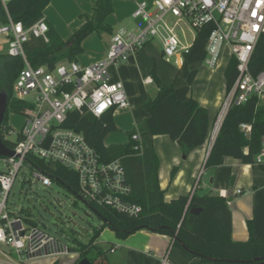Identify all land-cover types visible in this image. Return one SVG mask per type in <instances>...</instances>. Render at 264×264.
I'll use <instances>...</instances> for the list:
<instances>
[{"label":"built area","instance_id":"1","mask_svg":"<svg viewBox=\"0 0 264 264\" xmlns=\"http://www.w3.org/2000/svg\"><path fill=\"white\" fill-rule=\"evenodd\" d=\"M0 2L7 21L0 25V34L7 37L6 54L20 57L24 64L12 85L11 100L31 105L23 113L26 124L19 133L12 132L8 125L1 129L3 142L12 145L8 149L14 156L0 157V264H51L57 256L66 254V249H60L55 237L34 220L9 211L10 192L23 166L34 168L33 176L42 186L52 185L51 178L32 161L28 162V157L46 165L57 164L75 173L80 200L108 207L130 218L140 214V206L128 200L131 187L125 181L120 160L104 163L82 133L62 128L68 112L101 117L111 111L130 110L123 84L110 80L111 65L126 63L130 56L155 40L160 42L166 60L177 54L187 55L192 43L185 45L176 28L186 24L195 41L200 30L211 25L212 30L203 44L206 54L203 64L210 69L218 68L220 56L225 51L237 63L236 81L225 92L216 119L221 115L225 118L231 106H242L252 97H264V68L255 76L249 70L256 44L264 36V0H154L151 7L141 0L131 17L143 24L135 30H120L112 35L103 59L88 66L63 61L52 69L32 67L23 52V45L31 37L48 42L46 20L40 19L25 29L9 16L6 4L10 0ZM170 16L175 19L173 24ZM142 82L145 85L153 83L149 76ZM239 128L246 135L251 132L248 124ZM7 135H16V140H8ZM132 140L137 142L135 150L141 152L139 135L134 134ZM261 144L260 152L253 158L258 167L264 165V137ZM235 194L239 196L241 191L236 190ZM171 240L173 243L174 239ZM168 254L160 264H171ZM50 259L51 263H39Z\"/></svg>","mask_w":264,"mask_h":264},{"label":"trees","instance_id":"2","mask_svg":"<svg viewBox=\"0 0 264 264\" xmlns=\"http://www.w3.org/2000/svg\"><path fill=\"white\" fill-rule=\"evenodd\" d=\"M49 1L10 0L6 4V10L14 22H20L27 29L43 18V11ZM113 3L114 0H95L90 17H85L84 24L66 41L57 36L49 26L46 33L48 42L31 37L23 45L27 62L32 67L46 66L49 69L61 61L76 62L77 56L83 52L82 43L92 33L112 35V28L106 24V20L114 11ZM6 23L5 9L0 2V25ZM211 30L212 26L207 25L198 33L197 39L202 45ZM249 63V70L253 76L264 68V36L259 38ZM23 67L20 57L0 55V87L8 96V108L1 129L7 126L8 113L23 114L31 107L30 104L11 100L12 85ZM150 76L155 82L157 92L154 97L148 98L141 105V111L146 116L129 133L128 141L123 145H104L106 137L116 130L112 111L101 117L80 114L76 111L68 112L66 115L62 128L82 133L88 145L97 151L104 163L120 160L125 181L131 187L128 200L141 208L137 217L130 218L108 207L86 202L93 213L100 218L101 224L93 230L88 243L80 246L77 244L78 248L75 252L79 254L80 260L85 258L91 264H107V252L98 248L95 242L99 239L102 230L108 228L114 232L117 239L121 240L141 230L166 235L171 239L176 237L196 254L185 251L173 242L167 257L171 264H225V260L246 262L253 258L263 260L264 241L252 236L251 226L250 237L246 242L232 241L231 211L228 209L226 199L219 195L197 193L195 185L198 181H195L189 193L179 195L177 199L165 200L164 191L159 186L160 164L154 148L142 144L141 152L135 150L137 142L132 140V136L145 132L152 137L166 135L181 147L183 155L187 156L195 148L209 142L217 115L212 118L194 98L184 101L176 98L175 83L161 82L155 69L150 72ZM223 77L225 89L228 91L237 77L235 58L229 57ZM243 124L251 126V132L247 135L239 128ZM219 129L205 160L204 170L218 167L221 160L227 157L238 160L243 165H254L253 158L260 152L261 140L264 137V103L258 105V98L252 97L242 106H231ZM4 144L8 148L12 147L7 141H4ZM27 160L30 163L32 161L35 167L49 176L53 183H57L79 199L75 173L57 164L46 165L39 160H31V157ZM259 168L264 170V165H260ZM175 171V168L172 169L171 177ZM192 208L200 209L199 213L191 214L189 211ZM113 249L111 248L110 252ZM51 264H57V260Z\"/></svg>","mask_w":264,"mask_h":264},{"label":"crops","instance_id":"3","mask_svg":"<svg viewBox=\"0 0 264 264\" xmlns=\"http://www.w3.org/2000/svg\"><path fill=\"white\" fill-rule=\"evenodd\" d=\"M134 1V6L127 7L125 4L123 5L122 1L114 0V11L108 16V19H112L110 21L106 20V24L112 28V35L120 30H135L138 26H141L138 23L131 24L128 20L129 14L141 2V0ZM94 4L95 0H50L43 11L42 19L46 20L47 25L53 28L57 36L66 41L84 24L85 17H90ZM94 35L98 34L92 33L82 43L83 52L76 58V62L84 66L92 65L105 57L112 36L111 34H105L107 43L104 45V41L101 40L98 43L93 38ZM181 41L185 45H191L185 38ZM150 43L132 55L126 63L110 66V80L123 84L126 97L130 101L131 108L129 111L135 108H132L133 106H137L141 111V105L148 98H152L149 94L157 92L153 80L150 85H145L142 82L145 77H151L150 72L153 69H155L158 79L164 82L159 67L158 71L156 68H150L152 62L151 64L149 62V67L143 69L141 67L140 69L137 65L140 64L142 59L147 61H151V58L154 61L165 59L161 44V50L159 51L150 46ZM205 56V48L201 55L193 57H191V52L187 55L177 54L174 57V63L178 65L177 67L181 72L184 68L189 69L193 64L196 66L203 65ZM182 57H184V60H182ZM171 59H165V61L169 63ZM222 67H224V64L220 61L218 68L211 69L213 74H210L206 81L198 75V71L190 78L189 74L186 78H180L179 76L178 80V76H176V80H173L176 85L175 97L182 101L194 98L214 118L225 99V80L223 74H218ZM169 80L164 83L169 84ZM126 112L112 111L115 127L119 131H127L132 125L130 116L123 114ZM145 116L142 113L139 121L133 118L134 129L144 120ZM138 135L140 143L154 148L158 157L160 164L158 180L160 189L164 191L165 200L177 199L179 195L189 193L193 184L197 181L195 178L199 176L204 166L210 148L209 143L195 148L189 155L184 156L181 147L172 142L166 135L152 137L146 132ZM125 143L114 142L112 144L123 145ZM104 145L109 146L105 140ZM174 168L176 171L171 177V171ZM203 175L199 176L200 180L195 185L196 192L201 195H219L226 199L228 209L231 211L232 241L246 242L250 237V226L252 227V236L259 241H264V170L251 164L243 165L240 161L227 157L221 160L218 167L206 171V180L202 179ZM236 190H240L241 195L237 196L235 194ZM172 244L171 238L166 235L141 230L126 239H118L116 245H112L114 248L112 254H116L118 249L121 250V261L116 264H160V261L170 252ZM54 261L56 259L52 262Z\"/></svg>","mask_w":264,"mask_h":264},{"label":"rangeland","instance_id":"4","mask_svg":"<svg viewBox=\"0 0 264 264\" xmlns=\"http://www.w3.org/2000/svg\"><path fill=\"white\" fill-rule=\"evenodd\" d=\"M125 6H134V0H120ZM149 6L153 4L154 0H145ZM140 2V1H139ZM136 8V7H135ZM135 8L129 14V23H138L139 25L143 24L140 20H134L131 17V14L134 12ZM151 9V8H150ZM112 19V18H111ZM111 19H108L110 21ZM171 24H173L174 20L171 16L169 17ZM127 28V27H126ZM130 29V28H128ZM177 34L181 39L185 38L188 43L191 44V40L194 38V34L192 30L188 28L186 24H181L176 28ZM93 38L99 41H104V45L107 43V37L105 34L103 35H94ZM93 38H91L93 40ZM153 46L156 50L160 49V43L157 40L153 41L149 44ZM202 42L199 39L192 41L191 46V57L201 55V52L204 51L202 47ZM7 51V37L4 34H0V55H6ZM142 54V53H141ZM229 52L225 51L220 56L221 63L224 64V67L228 64ZM131 57V56H130ZM129 57V58H130ZM184 60V57H182ZM175 58H172L169 63L165 61V59H160L159 61H154L151 58V61H147L145 59L140 60V64H137L139 68L142 69L144 67H149V62L152 67L156 68L158 71L160 69L163 81H169L172 83L173 80H177L180 78H186L189 74V78L194 75L198 71V75L203 78L204 81L207 80L208 76L212 73V70L203 65L196 66L195 64L189 69L184 68L180 72L179 68L174 63ZM63 62V61H61ZM159 67V69H158ZM224 67L218 72L219 75L223 74ZM140 68V69H141ZM149 70V69H148ZM148 74V73H147ZM146 74V75H147ZM178 74V75H177ZM169 82V83H170ZM156 92H152L149 94L150 97H153ZM222 101L219 110L223 104ZM264 103V97L258 98V105ZM135 107V108H134ZM131 111H127L123 113L127 116H130V122L132 125L128 128L127 131H119L116 129L113 131L108 137H106L105 142L109 145L112 143H125L128 141L129 133L134 129L133 118L139 121V117L142 116L141 111L137 108V106H133ZM219 110L217 113H219ZM218 116V114H217ZM125 117V116H123ZM226 117V116H225ZM217 118V117H216ZM7 125L12 132L19 133L26 124V119L23 114L17 113H8L7 116ZM126 119V118H125ZM225 119V118H223ZM215 119L212 130L214 127ZM224 121V120H223ZM221 121V125H222ZM212 133V132H211ZM7 139L14 142L16 140V135H7ZM209 143V142H208ZM34 168H28L27 165L23 166L20 170L17 178L15 179L14 186L10 192L9 196V205H10V213L13 215H21L28 216L30 219L34 220V222L47 233L51 234L55 237V239L59 242L61 246V250L66 249V254H60L56 257L57 264H76L80 260L79 254L75 252V249L78 246L88 243L90 240L93 230L97 229L100 224V218L93 213V211L89 208L87 203L82 199H78L76 196L70 194L68 191L64 190L57 183H53L48 188L42 186L39 182H37L33 176ZM207 170L204 168L199 173V176L202 179L206 180L207 176L205 175ZM199 176L196 177L197 181H199ZM197 183V182H196ZM178 197V196H176ZM118 239L113 231L106 228L103 230L99 239L95 242V245L101 250L106 251L107 264H116L120 263V252L118 249L116 254H112L110 249L113 248V244L116 245ZM69 250H73V252H69ZM51 263V259L41 260L39 263Z\"/></svg>","mask_w":264,"mask_h":264},{"label":"water","instance_id":"5","mask_svg":"<svg viewBox=\"0 0 264 264\" xmlns=\"http://www.w3.org/2000/svg\"><path fill=\"white\" fill-rule=\"evenodd\" d=\"M7 108H8V96L4 91H0V157H8L9 158V157H13L14 153L11 150H9L8 147L5 146L3 139H2V136H1V127H2V124L5 120L4 116H5V113L7 111ZM215 124H214L213 130H212V133L210 134V139H209L210 148H209L208 155L211 151L212 144H213V142L217 136V134H216V136H214L215 126H216ZM220 126H221V124H220ZM220 126H219V128H220ZM219 130H218V132H219ZM199 211H200V209H198V208H196V209L192 208L189 212L191 214L196 215L199 213ZM174 242H176L178 245H180L185 251L196 255L195 253L191 252L186 247V245H184V243L182 241H180L178 238L175 237ZM69 252H73V250H69ZM224 263L225 264H264V259L262 260L259 258H253L252 260H247L246 262L245 261H237V260H231V261L225 260ZM76 264H91V263L87 259L83 258L82 260H79Z\"/></svg>","mask_w":264,"mask_h":264},{"label":"bare ground","instance_id":"6","mask_svg":"<svg viewBox=\"0 0 264 264\" xmlns=\"http://www.w3.org/2000/svg\"><path fill=\"white\" fill-rule=\"evenodd\" d=\"M223 118H224V115H221L220 117H219V119L217 120V122H216V126H215V133H214V136H216V134H217V132H218V128H219V126H220V123H221V121L223 120Z\"/></svg>","mask_w":264,"mask_h":264},{"label":"flooded vegetation","instance_id":"7","mask_svg":"<svg viewBox=\"0 0 264 264\" xmlns=\"http://www.w3.org/2000/svg\"><path fill=\"white\" fill-rule=\"evenodd\" d=\"M0 73H1V70H0ZM2 89H3V88H2V87H0V91H3Z\"/></svg>","mask_w":264,"mask_h":264}]
</instances>
